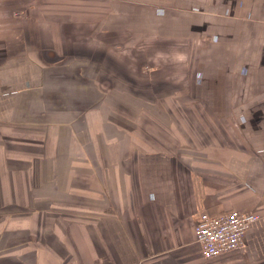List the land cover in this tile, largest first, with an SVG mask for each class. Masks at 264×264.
Masks as SVG:
<instances>
[{"label":"crops","instance_id":"crops-1","mask_svg":"<svg viewBox=\"0 0 264 264\" xmlns=\"http://www.w3.org/2000/svg\"><path fill=\"white\" fill-rule=\"evenodd\" d=\"M202 211L264 264V0H0V264H204Z\"/></svg>","mask_w":264,"mask_h":264},{"label":"built area","instance_id":"built-area-1","mask_svg":"<svg viewBox=\"0 0 264 264\" xmlns=\"http://www.w3.org/2000/svg\"><path fill=\"white\" fill-rule=\"evenodd\" d=\"M260 220L254 213L229 211L217 216L198 213L194 224V242L204 259L212 260L240 250L245 233Z\"/></svg>","mask_w":264,"mask_h":264},{"label":"rangeland","instance_id":"rangeland-1","mask_svg":"<svg viewBox=\"0 0 264 264\" xmlns=\"http://www.w3.org/2000/svg\"><path fill=\"white\" fill-rule=\"evenodd\" d=\"M237 252V251H236ZM235 252H233V253H229V255H231V254H234ZM228 255V254H227ZM207 262H205L204 264H216V263H214L212 260H206Z\"/></svg>","mask_w":264,"mask_h":264}]
</instances>
